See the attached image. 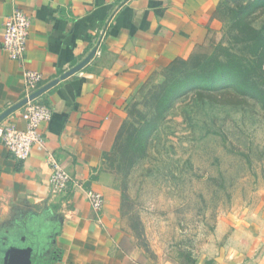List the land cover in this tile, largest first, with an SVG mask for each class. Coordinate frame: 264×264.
I'll return each mask as SVG.
<instances>
[{
  "label": "crops",
  "instance_id": "0c3cea01",
  "mask_svg": "<svg viewBox=\"0 0 264 264\" xmlns=\"http://www.w3.org/2000/svg\"><path fill=\"white\" fill-rule=\"evenodd\" d=\"M221 1L0 0V116L25 99L24 66L43 75V87L95 50L41 93L53 113L39 127L45 148L19 160L0 140V264H145L113 220L119 175L107 157L114 125L135 88L207 45ZM15 9L31 19L24 64L2 49L3 23ZM22 111L0 123L25 128ZM51 158L104 194L101 221L79 190L53 192Z\"/></svg>",
  "mask_w": 264,
  "mask_h": 264
},
{
  "label": "rangeland",
  "instance_id": "374dc122",
  "mask_svg": "<svg viewBox=\"0 0 264 264\" xmlns=\"http://www.w3.org/2000/svg\"><path fill=\"white\" fill-rule=\"evenodd\" d=\"M248 1L222 0L207 45L116 119L113 220L145 264H264V7L241 20Z\"/></svg>",
  "mask_w": 264,
  "mask_h": 264
},
{
  "label": "built area",
  "instance_id": "2783aa9c",
  "mask_svg": "<svg viewBox=\"0 0 264 264\" xmlns=\"http://www.w3.org/2000/svg\"><path fill=\"white\" fill-rule=\"evenodd\" d=\"M3 25L2 49L11 59L24 64L28 50L30 17L24 11L15 9L5 18ZM104 36L105 30H101L96 38V51L100 49ZM22 76L25 85V98L28 100L23 105L21 116L26 122V126L25 128H20L14 123L6 124L1 122L0 140L11 151L13 156L19 160H26L34 146L39 149L45 148L46 141L39 127L43 121L50 120L53 113L50 107L40 99L41 94L30 99V96L41 87L44 81L43 75L24 66ZM49 164L52 168L50 184L53 192L60 194L67 191L70 187L77 191L79 190L91 203L97 220L101 221L105 207L104 194L91 188H85L84 184L62 167L55 158H51Z\"/></svg>",
  "mask_w": 264,
  "mask_h": 264
},
{
  "label": "water",
  "instance_id": "95a60500",
  "mask_svg": "<svg viewBox=\"0 0 264 264\" xmlns=\"http://www.w3.org/2000/svg\"><path fill=\"white\" fill-rule=\"evenodd\" d=\"M95 54V50L92 51L90 53V55L84 60L82 61L79 65H77L76 67H74L73 69L67 71L66 73H64L61 77L51 81L50 83H48L47 85L41 87L40 89H38L36 92H34L31 96L30 99L40 95L41 93H43L44 91H46L47 89H49L51 86L55 85L58 81H60L61 79H64L65 77L71 75L72 73L78 71L80 68H82L84 65H86L89 60L94 56ZM27 98H25L24 100L20 101L19 103H17L16 105L10 107L6 112H4L1 116H0V121L9 113H11L12 111L16 110L17 108H19L20 106L24 105L27 102ZM28 252V250L26 251V253Z\"/></svg>",
  "mask_w": 264,
  "mask_h": 264
},
{
  "label": "trees",
  "instance_id": "16d2710c",
  "mask_svg": "<svg viewBox=\"0 0 264 264\" xmlns=\"http://www.w3.org/2000/svg\"><path fill=\"white\" fill-rule=\"evenodd\" d=\"M220 4H221V3H220ZM259 7H264V0H249L248 3H247L246 5H243V4H242V5L240 6V13L242 14V16H241V20H243V19L245 18V16H246L247 13L249 14L250 11H252L254 8H259ZM219 8H220V5H219V7H218L216 13L218 12ZM179 61H180V60H179ZM179 61H177V62H179ZM177 62H176V63H177ZM176 63H174V64H176ZM174 64H173V65H174ZM173 65H172V66H173ZM230 73H231V72H228V73H226V75H227V76H230ZM223 79H224L225 81L227 80L225 76L223 77ZM256 88H257V90L259 89L258 86H257ZM259 91L261 92L262 89H260Z\"/></svg>",
  "mask_w": 264,
  "mask_h": 264
}]
</instances>
